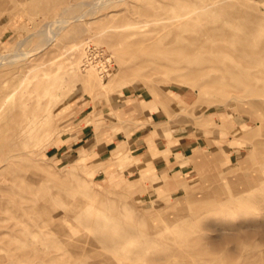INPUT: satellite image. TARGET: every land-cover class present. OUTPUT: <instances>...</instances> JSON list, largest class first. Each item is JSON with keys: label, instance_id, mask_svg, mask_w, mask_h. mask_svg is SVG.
Listing matches in <instances>:
<instances>
[{"label": "rangeland", "instance_id": "1", "mask_svg": "<svg viewBox=\"0 0 264 264\" xmlns=\"http://www.w3.org/2000/svg\"><path fill=\"white\" fill-rule=\"evenodd\" d=\"M0 54V264H264V0H0ZM145 108L201 148L105 152Z\"/></svg>", "mask_w": 264, "mask_h": 264}, {"label": "crops", "instance_id": "2", "mask_svg": "<svg viewBox=\"0 0 264 264\" xmlns=\"http://www.w3.org/2000/svg\"><path fill=\"white\" fill-rule=\"evenodd\" d=\"M135 97H137V95H135ZM131 99L133 100L134 98ZM113 102L118 104L120 109L122 108V98H118L117 101ZM88 106L90 105L88 104L87 107ZM148 110L149 108H145L141 112L142 114L147 115V121L144 125L142 124L143 122L139 120L137 128L132 130L129 136H126L124 131L121 130L119 134L112 138L110 141L105 144L103 143V150L105 152L110 151L120 142L129 143L132 152H134L135 155L139 156L144 161L153 162L157 166V169L169 167L170 170H172V167L169 166V163L176 159L177 152L181 151L182 154L187 157L189 151H192L196 148H201L203 138L201 136L194 137L189 134L191 132L176 136L175 138H173L175 139L173 140V142L169 141L167 138H162L161 136H155L149 139L148 136H146L147 130L152 131L153 124L163 119H161V108L152 110L149 114ZM87 126V130H90L91 125L87 124ZM74 141V143L71 145L72 147L74 146V144H78V140ZM179 166L180 165L175 164L176 168H178Z\"/></svg>", "mask_w": 264, "mask_h": 264}, {"label": "bare ground", "instance_id": "3", "mask_svg": "<svg viewBox=\"0 0 264 264\" xmlns=\"http://www.w3.org/2000/svg\"><path fill=\"white\" fill-rule=\"evenodd\" d=\"M63 19V18H62ZM66 19H67V17H66ZM51 35H53L54 34V31L52 30L51 31V33H50ZM73 50V49H72ZM1 55V58H0V63L1 62H3L5 59H7L8 60V56L6 57V54H0ZM73 55H75V54H73ZM10 57V56H9ZM15 57V56H14ZM19 58H20V55H19ZM15 59H17V56L15 57ZM14 59V60H15ZM79 59V58H78ZM78 59H75L74 58V56H71L70 58H69V60H68V69L72 72V74L74 75H76V73H77V71H78ZM9 60H13L12 58L11 59H9ZM91 61V60H90ZM10 62H12V61H10ZM88 62H89V59H88ZM87 64V63H86ZM88 68V67H87ZM89 75V74H88ZM90 77V76H89ZM13 94V93H12ZM11 96V95H10ZM82 157V159H85L86 158V155H82L81 156ZM88 158V157H87Z\"/></svg>", "mask_w": 264, "mask_h": 264}, {"label": "built area", "instance_id": "4", "mask_svg": "<svg viewBox=\"0 0 264 264\" xmlns=\"http://www.w3.org/2000/svg\"><path fill=\"white\" fill-rule=\"evenodd\" d=\"M104 55L102 56L103 58L102 62L104 63V65H102L100 69L103 71L102 74L105 76L106 74H109V70L112 68L113 63H110L109 58Z\"/></svg>", "mask_w": 264, "mask_h": 264}]
</instances>
